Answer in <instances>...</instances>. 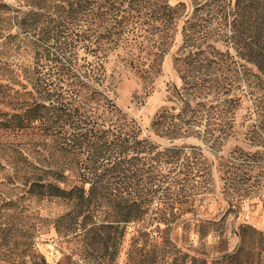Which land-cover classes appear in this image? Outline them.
Here are the masks:
<instances>
[{
  "label": "trees",
  "instance_id": "1",
  "mask_svg": "<svg viewBox=\"0 0 264 264\" xmlns=\"http://www.w3.org/2000/svg\"><path fill=\"white\" fill-rule=\"evenodd\" d=\"M10 1L0 0V264H117L125 241L126 264H156L158 238L175 247L180 227L222 244L207 213L227 199L218 175L250 188L259 161L225 159L223 137L239 119L254 121L241 137H264V0ZM167 59L181 84L145 133L118 83L129 70L153 84ZM48 242L55 262L40 250Z\"/></svg>",
  "mask_w": 264,
  "mask_h": 264
},
{
  "label": "rangeland",
  "instance_id": "2",
  "mask_svg": "<svg viewBox=\"0 0 264 264\" xmlns=\"http://www.w3.org/2000/svg\"><path fill=\"white\" fill-rule=\"evenodd\" d=\"M10 2L14 3L13 0ZM175 83L180 85L181 80L170 59L166 60L162 72L153 84L147 85L128 70L118 83L117 102L142 125L145 133H148L147 129L158 108L169 103ZM243 108L240 116L247 115V112L253 109L252 103L245 104ZM253 122L250 120L243 123L242 119H239L236 136L223 137L226 143H224L222 156L225 159L239 164L253 161L252 159L255 158H259V161L251 172L253 184L250 188L243 185L241 181L236 184L227 181L228 173L224 171L218 175L221 177L218 191L227 199L212 200L208 205L207 213L212 218L216 217V221L220 223V226L216 224L211 229L219 228L218 233L221 234L222 244L218 243L219 237L213 233L200 239L194 227L188 229L180 227L173 233L175 247L163 249L160 246L162 240L158 238L156 264H205L199 260L195 262V255L200 257L198 259L205 258L207 255L209 259H212L217 253L229 252L233 253L229 259L214 264H264V137H241L247 132L248 125ZM190 141L193 142V140ZM239 173L240 176L242 171L239 170ZM232 194L239 199L234 207L229 202ZM57 243L48 242L39 245L40 250L50 262L60 258V252L56 248ZM124 245L117 264H126L128 261V242L125 241Z\"/></svg>",
  "mask_w": 264,
  "mask_h": 264
}]
</instances>
